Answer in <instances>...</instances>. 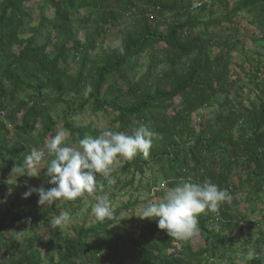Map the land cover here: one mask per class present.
<instances>
[{
	"label": "trees",
	"instance_id": "trees-1",
	"mask_svg": "<svg viewBox=\"0 0 264 264\" xmlns=\"http://www.w3.org/2000/svg\"><path fill=\"white\" fill-rule=\"evenodd\" d=\"M31 1L0 0V136L5 137L0 140V172L30 181L35 152L54 159L56 153L47 142L58 139L57 117L81 143L97 140L92 124L80 125L90 107L94 113L114 115L111 156H119L117 148L126 150L120 172L127 179L121 180L116 171L84 174L65 208L76 212L87 197H114L119 184L123 190L132 187L135 173L143 174L151 164L164 169L162 180L170 190H179L184 180L196 185L198 199L183 206L170 194V205L161 214L139 218L123 215L133 211L137 200L115 209L106 202L96 223L75 226L73 234H61L56 245L44 241L42 226L51 224L49 215L59 219L62 213L42 207L41 187L35 193L14 187L7 202L0 203V264H203L239 250L234 230L241 237V249L253 252L245 264H264L263 55L245 57L257 98L246 105L241 91L239 101L230 97L237 81L231 79L225 55L241 41L237 35L222 41L212 33L224 23L231 29L241 13L251 14L250 23L264 33V0H236L232 5L220 0L226 9L222 16L208 11L207 5L193 12L192 0H114L122 12L136 16V23L122 32L110 52L104 48L103 34L107 24L119 19L114 9L100 0H45L54 5L55 15L45 19L52 29L39 43L44 21L31 26L25 9ZM84 7L92 10L79 20L90 22L91 29L80 39L72 17ZM27 33L31 35L24 37ZM14 46H20L18 51ZM215 47H221L216 55ZM148 50L147 68L130 78L126 69L131 57ZM219 94L224 97L217 104L218 114L213 120L201 117L195 128L194 114L215 105ZM56 106L61 108L58 115ZM81 162L75 170L66 166L46 179L61 182L71 174L88 173ZM8 185L0 177V199ZM241 192L246 197L239 200ZM243 202L246 210L240 209ZM258 210L261 219L251 223L247 214ZM242 222L256 230L245 234ZM197 232L206 245L196 251L190 243Z\"/></svg>",
	"mask_w": 264,
	"mask_h": 264
},
{
	"label": "rangeland",
	"instance_id": "rangeland-1",
	"mask_svg": "<svg viewBox=\"0 0 264 264\" xmlns=\"http://www.w3.org/2000/svg\"><path fill=\"white\" fill-rule=\"evenodd\" d=\"M103 6L107 8H112L118 14L119 19L114 21L115 24L109 23L106 25L105 33L103 34V45L105 50L110 52L115 49L120 43L122 38V32L126 29L135 28L136 16L126 14L122 12L123 10L118 6L114 0H100ZM229 4H233L236 0H227ZM194 3H201L200 5L194 7ZM207 5L208 11L215 12L216 15L222 16L226 13L225 6L220 2V0H192L191 10L197 11L201 6ZM25 9L32 18L31 26L35 27L44 21V27L39 35L38 42L43 43L46 41V34L48 30L52 29L50 23L45 21V19H51L55 15V7L52 4L47 3L45 0H33L25 4ZM92 9L88 7L81 8L76 13H73V24L76 31L77 37L84 39L88 29H91L90 22L82 23L79 19H84L87 17ZM205 16L208 19V15ZM252 17L251 14L241 13L235 16V23L229 26L231 29L228 31L225 28V23L222 27L212 30V33H217L223 37L222 41L228 35H237V39H240L241 44L236 50H230L229 53L225 54L230 62V70L232 72L231 79L237 81L236 86L231 90L230 97L239 101L237 91H241L239 94L245 101L247 105L250 101L257 100L256 95L251 91L254 89L250 82V65L245 61L246 55L251 59L259 58L258 53L263 55L262 61H264V33L256 29L254 25L250 23ZM29 21V20H28ZM234 29V31H233ZM237 29V30H236ZM31 33L25 34L24 37H29ZM261 37V38H260ZM235 38V37H234ZM54 40H52L53 42ZM52 46V45H50ZM20 46H14V49L18 51ZM52 48V47H51ZM221 51V47H215L213 49V54L216 55ZM152 50H148L143 54L135 57H131L130 63L127 65L126 73L132 79L137 78L141 75L147 68L150 61V54ZM244 61V62H243ZM244 63V64H243ZM246 63V64H245ZM264 63V62H263ZM242 65L244 66L242 69ZM75 66V63H74ZM75 68L72 70L74 71ZM244 88L240 90L239 88ZM224 94H219L216 96L215 105L201 109L199 112L195 113L193 116V126L199 128L201 117L208 120H213L218 114L219 110L217 104L223 102ZM238 97V98H237ZM179 104V99L175 102ZM61 108L56 106L55 114L58 115ZM3 116V115H2ZM112 113L107 112H92L91 108L88 107L85 113L80 119V125L83 127L92 124L99 136L97 140L91 144H85L78 141V139L69 134V132L63 128L61 119L57 117L58 124V139L53 138L48 139V145L54 149L56 157L50 159L48 153L44 156H38L35 152L33 157V165L30 168L31 179L30 181H24L18 177L9 179L4 175L0 177L5 178L9 185L6 187L4 194L0 199V203L7 202V196L13 191L14 187H26L33 190L39 186L44 189V194L40 197L43 199L42 207L45 209H55L56 213L61 217L58 219V215L48 216L51 220L49 226H42V235L44 241L49 243L53 241L56 245L59 244V237L61 234L72 235L74 232V227L85 224L87 226L96 223L101 217V206L102 204L109 202L115 209L128 201H138V204L134 207L133 211L125 212L123 215L128 217H143L147 215H152L153 217L158 216L162 213L163 208H167L170 205L168 196L171 194H176L181 205L185 206L188 203H195L198 199L197 187L191 184L190 181H182L179 190H170L165 185V181L162 180L164 176V169L160 165L151 164L148 166L143 174L136 172L134 175V183L132 187L128 189H122V185H118L115 191V196L101 195L87 197L81 202V208L76 212H72L73 207L65 208V202L69 195L71 196L74 189L78 187V181L80 177L84 174L92 175H102L103 173H110L111 171H116L121 180L125 181L127 178L121 174L120 169L123 165V158L126 156L127 152L125 149L117 148L116 152L119 156H111L112 150L111 146L114 142L113 136L116 132L117 126L111 124V119L113 118ZM242 125V124H241ZM3 133L0 136V140L4 139ZM90 140L89 137H86ZM85 166L89 172H79L77 174H71L65 180L58 182L54 179L47 180L46 177H55L63 172L66 166L72 167L73 170L77 169L80 165ZM90 161V162H89ZM130 176V175H129ZM128 176V177H129ZM192 181V180H191ZM247 188V185H244ZM239 200L246 197V193L241 192L237 194ZM246 204L243 202L240 205V209H245ZM248 219L251 223L261 219V210H258L254 214H247ZM241 225V224H240ZM216 228V224L214 225ZM251 230H256L255 225L250 224ZM234 235H236V245L238 246V251L235 253H230L227 257L222 259L210 260L211 262H204L203 264H245V262L253 257V252H244L240 245V235L237 230H234ZM18 238L22 241L23 236L18 232ZM205 241L201 236L200 232L194 236L190 243V247L193 250H200L205 247ZM249 249H251V246ZM172 251V249L170 250ZM264 254V247L262 249ZM126 250L122 248L120 250V255H124Z\"/></svg>",
	"mask_w": 264,
	"mask_h": 264
},
{
	"label": "built area",
	"instance_id": "built-area-1",
	"mask_svg": "<svg viewBox=\"0 0 264 264\" xmlns=\"http://www.w3.org/2000/svg\"><path fill=\"white\" fill-rule=\"evenodd\" d=\"M200 4H201V3H194L193 6L196 7V6L200 5ZM36 154H37L38 156H44V155H45V153L42 152V151H39V152H37ZM0 175H1V173H0ZM241 227H242V229H243V232H244L245 234H247L248 231H249V228H250V223H248V222H242V223H241ZM247 235H248V234H247Z\"/></svg>",
	"mask_w": 264,
	"mask_h": 264
}]
</instances>
